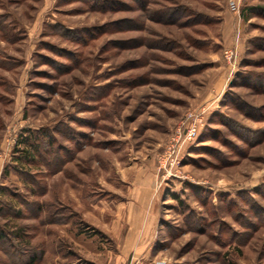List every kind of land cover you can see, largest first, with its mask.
<instances>
[{
	"label": "rangeland",
	"instance_id": "374dc122",
	"mask_svg": "<svg viewBox=\"0 0 264 264\" xmlns=\"http://www.w3.org/2000/svg\"><path fill=\"white\" fill-rule=\"evenodd\" d=\"M0 211V264H264V0H0Z\"/></svg>",
	"mask_w": 264,
	"mask_h": 264
},
{
	"label": "trees",
	"instance_id": "16d2710c",
	"mask_svg": "<svg viewBox=\"0 0 264 264\" xmlns=\"http://www.w3.org/2000/svg\"><path fill=\"white\" fill-rule=\"evenodd\" d=\"M46 136L49 137V140H47V145L49 146V149H51V145L54 144V140L53 138L51 137V135H49L47 132H46ZM45 136V137H46ZM44 137V136H42ZM44 139V138H43ZM23 142L26 144V148H25V158L24 159H20L21 162H23L24 160L27 162V163H30L33 159H34V152L37 151V152H40V147H39V142H41V139L39 136H35L34 139L30 140V138H24L23 139ZM1 212V211H0ZM18 214H20V211H17ZM218 232L220 233V231L218 230ZM4 237V233L2 232V230H0V240H2ZM14 253V252H12ZM17 253V252H16ZM17 255V254H14V256ZM17 256H23V255H17ZM33 258H29V260H25L24 264H30L32 263L36 258H35V255L32 256ZM19 258V257H17Z\"/></svg>",
	"mask_w": 264,
	"mask_h": 264
},
{
	"label": "built area",
	"instance_id": "2783aa9c",
	"mask_svg": "<svg viewBox=\"0 0 264 264\" xmlns=\"http://www.w3.org/2000/svg\"><path fill=\"white\" fill-rule=\"evenodd\" d=\"M196 131H197V130H196L195 127L191 128L190 136L195 135V134H196Z\"/></svg>",
	"mask_w": 264,
	"mask_h": 264
}]
</instances>
